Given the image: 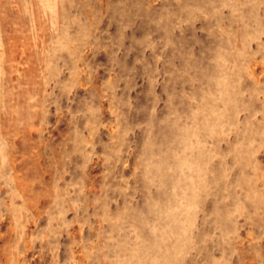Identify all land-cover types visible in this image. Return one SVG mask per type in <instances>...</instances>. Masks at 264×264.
<instances>
[{"label":"rangeland","instance_id":"374dc122","mask_svg":"<svg viewBox=\"0 0 264 264\" xmlns=\"http://www.w3.org/2000/svg\"><path fill=\"white\" fill-rule=\"evenodd\" d=\"M0 264H264V0H0Z\"/></svg>","mask_w":264,"mask_h":264}]
</instances>
